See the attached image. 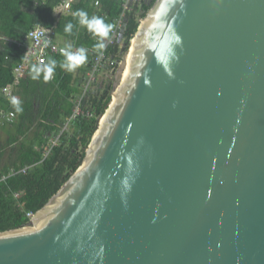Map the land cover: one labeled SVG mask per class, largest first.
Returning a JSON list of instances; mask_svg holds the SVG:
<instances>
[{
  "label": "water",
  "instance_id": "1",
  "mask_svg": "<svg viewBox=\"0 0 264 264\" xmlns=\"http://www.w3.org/2000/svg\"><path fill=\"white\" fill-rule=\"evenodd\" d=\"M145 1L82 163L0 264H264V0Z\"/></svg>",
  "mask_w": 264,
  "mask_h": 264
},
{
  "label": "trees",
  "instance_id": "2",
  "mask_svg": "<svg viewBox=\"0 0 264 264\" xmlns=\"http://www.w3.org/2000/svg\"><path fill=\"white\" fill-rule=\"evenodd\" d=\"M60 1L0 0V106L5 112L12 110L15 114L12 121H6L9 126L1 128L7 137L3 139L0 134V177L5 176L0 180V231L29 224L26 213L41 208L78 168L111 99V72L83 91L100 38L79 24L75 12L84 10L89 18L99 17L111 25L123 12L118 36L107 48L111 58L120 60L150 7L145 0H131L126 9H123L125 0H73L70 12L55 15ZM68 23L73 24L70 34L64 31ZM37 25L53 28L54 40L62 41L66 47L71 45L76 51L83 47L87 59L69 72L60 67L64 56L49 52L45 64L51 58L57 61V66L47 82L43 74L38 79L31 78V64L17 79L13 90L20 96L23 109L16 113L2 88L16 81L13 69L22 61L24 36ZM110 34L111 31L106 39ZM79 98L82 112L71 118ZM66 122L67 128L63 129ZM57 135L56 144L45 154L50 140Z\"/></svg>",
  "mask_w": 264,
  "mask_h": 264
},
{
  "label": "built area",
  "instance_id": "3",
  "mask_svg": "<svg viewBox=\"0 0 264 264\" xmlns=\"http://www.w3.org/2000/svg\"><path fill=\"white\" fill-rule=\"evenodd\" d=\"M72 1L73 0H61L58 7L63 13L70 12V4ZM130 1L131 0H125L123 2V9H126L128 7V3ZM122 15L123 12L115 20L110 37L103 42L105 43L106 47L102 51H93L91 66L86 73L85 82L83 84V91L90 87V85L102 75H106L107 73L112 72L119 63V60H115L107 54V48L110 44L113 43V41L118 36V29L121 25ZM54 37L55 31L53 28H46L39 25L33 27L25 34L23 42L25 50L23 53L22 61L19 62L13 69L16 80L26 73L31 64H39L41 60H43L45 63L49 52H57L62 54L61 49L66 48V46L55 41ZM45 41L48 42L47 46H45ZM71 51L76 52L75 49H71ZM2 93L9 101L11 97H17L12 90V84L4 86L2 88ZM80 101L81 98L77 99L71 118L77 116L79 113L82 112L80 108ZM14 115V111L10 110L4 112L2 118L10 122L13 120ZM69 119L70 118H68V120ZM65 128H67V122L63 125V129ZM57 139L58 135L51 139L50 146L46 148L45 154L49 152L50 147L56 144ZM4 178L5 176H2L0 177V180ZM26 215L27 217H29L31 223V219L34 215V212L29 211L26 213Z\"/></svg>",
  "mask_w": 264,
  "mask_h": 264
},
{
  "label": "clouds",
  "instance_id": "4",
  "mask_svg": "<svg viewBox=\"0 0 264 264\" xmlns=\"http://www.w3.org/2000/svg\"><path fill=\"white\" fill-rule=\"evenodd\" d=\"M74 15L79 18L80 25L86 26L89 32L100 38V42L95 45V48L102 51L106 47L103 40L109 36L113 25L106 24L103 19L99 17L89 18L87 12L84 10H77ZM72 29L73 24L68 23L65 26L64 31L70 34ZM47 43L48 42L45 41V46H47ZM61 53L65 59L60 63V67L69 72L74 71L77 67L85 63L87 59L86 51L83 47L79 48L76 52H73L71 51V45H69L64 49H61ZM56 66L57 61L55 59L50 58L46 64L41 60L39 64L32 66L31 78L35 80L43 74V80L47 82L52 78ZM10 103L14 107L16 113L22 112L21 101L17 97H11Z\"/></svg>",
  "mask_w": 264,
  "mask_h": 264
},
{
  "label": "crops",
  "instance_id": "5",
  "mask_svg": "<svg viewBox=\"0 0 264 264\" xmlns=\"http://www.w3.org/2000/svg\"><path fill=\"white\" fill-rule=\"evenodd\" d=\"M61 13H63V12H62L61 9L57 6V7L55 8V10H54V14H55V15H60ZM2 38H3V37H2ZM58 42H59L60 44H61V43L64 44L62 41H58ZM0 44H1V43H0ZM16 83H17V80L14 82V84H12V90L15 89V87H16V86H15ZM16 96H17L18 99L20 98V96H19L18 94H16ZM4 112H5V111H4L3 108L0 106V134H1V136H2L3 139H5V138L7 137V135L3 132V130H2L1 128H2L3 126H6V127L9 126L8 122H6V120L2 118Z\"/></svg>",
  "mask_w": 264,
  "mask_h": 264
},
{
  "label": "rangeland",
  "instance_id": "6",
  "mask_svg": "<svg viewBox=\"0 0 264 264\" xmlns=\"http://www.w3.org/2000/svg\"><path fill=\"white\" fill-rule=\"evenodd\" d=\"M53 139V138H52ZM51 141V140H50Z\"/></svg>",
  "mask_w": 264,
  "mask_h": 264
},
{
  "label": "bare ground",
  "instance_id": "7",
  "mask_svg": "<svg viewBox=\"0 0 264 264\" xmlns=\"http://www.w3.org/2000/svg\"><path fill=\"white\" fill-rule=\"evenodd\" d=\"M102 119V118H101Z\"/></svg>",
  "mask_w": 264,
  "mask_h": 264
}]
</instances>
